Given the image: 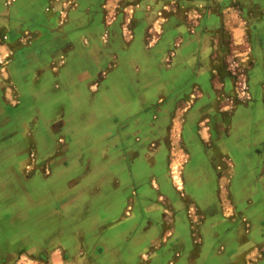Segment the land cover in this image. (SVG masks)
<instances>
[{
  "label": "rangeland",
  "instance_id": "rangeland-1",
  "mask_svg": "<svg viewBox=\"0 0 264 264\" xmlns=\"http://www.w3.org/2000/svg\"><path fill=\"white\" fill-rule=\"evenodd\" d=\"M17 1L0 0V198L20 199L0 264H68V180L99 164L112 197L129 149L152 171L153 253L264 264V0Z\"/></svg>",
  "mask_w": 264,
  "mask_h": 264
},
{
  "label": "crops",
  "instance_id": "crops-1",
  "mask_svg": "<svg viewBox=\"0 0 264 264\" xmlns=\"http://www.w3.org/2000/svg\"><path fill=\"white\" fill-rule=\"evenodd\" d=\"M39 4H41L39 0H18L16 9L20 12L25 9L39 8ZM2 22L0 25L11 24L8 23V20ZM11 37V41H16L18 51V28ZM16 73L19 77L18 70ZM17 81L19 84V80ZM16 112V121H19L18 110ZM4 115L0 106V121L7 118ZM11 120H14V114L6 119L7 122ZM134 152L129 149V155L137 154L136 158H132V161L129 157V161L122 162L120 156L119 161L113 164L112 179L115 182L114 186L119 191L116 194L114 192L112 197L109 195L110 197L106 198L103 188L105 168H100L99 164L94 174H83L75 186L70 185L71 180H68V264H83L82 259L86 257L90 259L91 264H167V250L152 252L153 235L158 233L157 229L149 223L152 213L151 209L147 208L152 198L148 197V187L146 186L148 177L152 176V171L147 168V160L141 156L142 152ZM116 158L114 159L116 160ZM69 186L72 188L69 189ZM126 191L130 193L128 194ZM124 192L127 193L128 198L122 196L121 193ZM106 199L118 201V203L105 206ZM19 200L13 194L11 197L7 195L5 199L0 198V218L10 207L18 205ZM126 201L132 203L129 204L128 209L123 207ZM45 218L46 216L33 218L27 223V228L23 233L39 236L42 232L37 228L41 227ZM4 224L0 223V226L3 228L5 226L6 232H9L7 230L9 223ZM1 227L0 229H2ZM30 228L33 229L32 233L28 232ZM94 246H97L96 252L88 255L87 251ZM74 250H80L81 254L72 252ZM149 250L151 252L146 254ZM142 252L145 257L140 261L138 253ZM176 264L187 263L184 258H178Z\"/></svg>",
  "mask_w": 264,
  "mask_h": 264
}]
</instances>
